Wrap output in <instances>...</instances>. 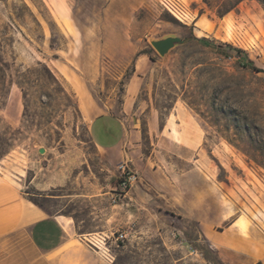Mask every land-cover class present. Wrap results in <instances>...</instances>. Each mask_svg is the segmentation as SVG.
<instances>
[{
  "label": "rangeland",
  "instance_id": "rangeland-1",
  "mask_svg": "<svg viewBox=\"0 0 264 264\" xmlns=\"http://www.w3.org/2000/svg\"><path fill=\"white\" fill-rule=\"evenodd\" d=\"M184 1L196 15L191 27L179 24L158 0H0V65L16 79L18 70L45 63L80 104L77 111L75 98L57 92L46 97L35 88L26 110L20 88L0 84V172L23 176L30 199L50 215L73 217L80 233L111 236L112 264H225L203 234L229 222L221 223L215 193L223 216L241 215L245 232L264 233V167L255 162L264 166V72L242 66L248 57L264 71V0H245L225 16L220 14L232 0ZM166 35L194 39L161 57L149 40ZM230 44L245 53L238 57L219 48ZM141 52L154 61L145 55L149 65L137 76L139 89L128 110L136 74L130 80L127 75L134 66L136 72ZM192 91L203 111L214 100L247 118L254 142L241 150L230 145L184 101ZM90 102L93 114L86 113ZM160 111H170L171 118ZM103 112L118 115L129 133L120 155L102 153L91 142L90 120ZM109 157L115 160L110 166ZM123 163L139 174L134 191L149 195L147 201L139 196L142 206L127 215L122 203L111 201ZM110 188V197H85ZM132 214L136 219H124ZM121 232L128 239L118 245L114 237Z\"/></svg>",
  "mask_w": 264,
  "mask_h": 264
},
{
  "label": "crops",
  "instance_id": "crops-1",
  "mask_svg": "<svg viewBox=\"0 0 264 264\" xmlns=\"http://www.w3.org/2000/svg\"><path fill=\"white\" fill-rule=\"evenodd\" d=\"M109 10L110 5L105 8V11ZM140 62H142V70L138 69ZM148 65V58L140 55L136 65V76L134 80H131L128 90L130 95L127 103L128 110L139 89L140 81L137 76L144 74ZM133 85H135L134 91H132ZM95 110L96 106L90 102L86 113L93 114ZM128 134L123 120L109 112L99 113L89 123L91 142L102 153L118 151L120 155ZM202 141L203 137L200 136L194 142V146L199 147ZM194 162L200 163L201 159H196ZM110 163H115V160L109 157L107 165L110 166ZM196 168L199 167L196 165L194 169ZM191 169L188 167L189 172ZM198 175L202 178L200 173ZM202 187L206 188L204 177ZM198 188L201 189V182ZM111 192L112 188L102 194L79 196L89 197V199L98 196L110 197ZM218 197L215 193V209L220 211L221 223L228 220L229 222L224 229L207 228L203 232L205 238L217 250L225 264H257L259 262L264 264V233L254 228L247 229L245 232L238 225L241 215L233 219H231L233 214L223 216V203L221 196ZM153 199L156 200V197ZM200 201L201 198L198 202ZM139 206H142L141 200L134 189L119 205L125 215L129 213L130 208ZM125 215L124 219L128 221L133 217L136 219L133 214ZM200 224L203 227V222ZM222 224L219 226L222 227ZM86 234L88 233H80L79 226L73 217L58 213L50 215L45 209L36 205L25 190L23 176L11 177L0 172V264H112L107 256L90 248L82 240Z\"/></svg>",
  "mask_w": 264,
  "mask_h": 264
},
{
  "label": "trees",
  "instance_id": "trees-1",
  "mask_svg": "<svg viewBox=\"0 0 264 264\" xmlns=\"http://www.w3.org/2000/svg\"><path fill=\"white\" fill-rule=\"evenodd\" d=\"M243 1L245 0H232L225 4V12L221 13V16H225L227 13L231 12L235 8H237ZM260 1V0H258ZM200 43L205 46H211L212 41L207 38H196ZM219 48H227L231 50V52H235L236 55L245 53V50L238 48L233 45L227 46H219ZM139 55H149L150 58L154 61L151 55L148 52H141ZM226 56L229 59H232L233 56L231 53H227ZM246 62V63H245ZM245 62L242 63L243 67H252L257 72H264L263 70H259L254 66V62L246 57ZM0 65V84H6L8 81L15 83L23 93V97L25 100V108L28 110L29 108V97L32 95L35 88L40 89V91L46 97H51L50 93L57 92L58 96L63 98L73 97L76 99V109L80 111V104L76 97V94L73 90L68 89L66 86V81L62 76H59L56 72L53 71L47 64L39 62L37 66L26 68L24 71L18 70L15 74L16 79L13 76H10L7 72L9 67L1 63ZM135 73V66L132 71L127 75V80H130L131 77ZM10 78V80H8ZM57 85L56 90L52 89V85ZM36 91V90H35ZM3 96L0 94V103L2 102ZM184 101L188 104V106L194 110L202 119L206 120L208 124L217 129V132L228 141L230 145L234 148L241 150V145L246 146L250 144V141H253V128H251L248 119L241 117V114L237 113L234 109L225 108L220 104H217L216 101L208 100V104L206 105V111L201 110V101L195 96V93L185 92ZM41 103H43L41 101ZM171 110V109H169ZM161 116H168L170 111L167 113H163L160 111ZM222 122L225 123L226 126L221 125ZM222 127H225V130H222ZM227 133V134H226ZM237 143V144H235ZM238 145V146H237ZM243 149V148H242ZM250 155V154H246ZM251 156V155H250ZM257 165L260 167H264L261 162L255 161ZM36 205L40 206L39 203L35 202ZM41 207V206H40ZM258 264H262L259 262Z\"/></svg>",
  "mask_w": 264,
  "mask_h": 264
},
{
  "label": "built area",
  "instance_id": "built-area-1",
  "mask_svg": "<svg viewBox=\"0 0 264 264\" xmlns=\"http://www.w3.org/2000/svg\"><path fill=\"white\" fill-rule=\"evenodd\" d=\"M161 8L170 14L179 24L187 27L196 25V15L184 0H158ZM139 174L127 163L119 167L118 185L111 195L113 204L122 203L139 183ZM128 239L126 232H121L114 237L116 244H122ZM82 240L92 249L102 252L109 259L107 244L111 240L109 235L86 234Z\"/></svg>",
  "mask_w": 264,
  "mask_h": 264
},
{
  "label": "water",
  "instance_id": "water-1",
  "mask_svg": "<svg viewBox=\"0 0 264 264\" xmlns=\"http://www.w3.org/2000/svg\"><path fill=\"white\" fill-rule=\"evenodd\" d=\"M193 39L194 38H182L178 35H166L159 39H150L149 42L161 57H165L174 48L185 45L190 41H192ZM41 152H44V150L42 149ZM137 186L138 185H136L134 189L137 190ZM137 192L142 199L146 201L148 200L149 195L146 194L144 195L139 191Z\"/></svg>",
  "mask_w": 264,
  "mask_h": 264
},
{
  "label": "bare ground",
  "instance_id": "bare-ground-1",
  "mask_svg": "<svg viewBox=\"0 0 264 264\" xmlns=\"http://www.w3.org/2000/svg\"><path fill=\"white\" fill-rule=\"evenodd\" d=\"M67 25V24H66ZM197 26L200 28V29H204L206 31H210L211 28L209 27V25H204V24H197ZM211 32V31H210Z\"/></svg>",
  "mask_w": 264,
  "mask_h": 264
}]
</instances>
